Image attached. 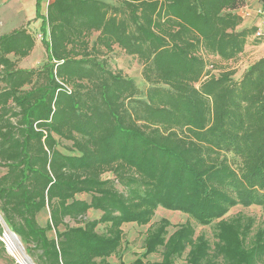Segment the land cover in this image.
<instances>
[{
  "label": "trees",
  "instance_id": "16d2710c",
  "mask_svg": "<svg viewBox=\"0 0 264 264\" xmlns=\"http://www.w3.org/2000/svg\"><path fill=\"white\" fill-rule=\"evenodd\" d=\"M114 1L49 3L38 68L18 65L32 34L0 35V236L7 226L34 264H108L121 226L148 224L160 205L201 225L216 220L225 264H264V230L247 246L250 224L223 218L236 205L264 213V56L238 80L207 64H238L256 45L254 27L237 30L245 0ZM114 46L141 64L144 92L107 67ZM89 210L99 217L86 219ZM168 226L161 219L146 235L144 255L163 248L152 264H173L187 246V264H214L189 220L169 236Z\"/></svg>",
  "mask_w": 264,
  "mask_h": 264
},
{
  "label": "rangeland",
  "instance_id": "374dc122",
  "mask_svg": "<svg viewBox=\"0 0 264 264\" xmlns=\"http://www.w3.org/2000/svg\"><path fill=\"white\" fill-rule=\"evenodd\" d=\"M108 2L114 3V0H107ZM247 8L251 10V18H242V23L240 27L244 28H256L260 26V20L254 17V11L261 7L262 2L260 0H246ZM96 34H93L91 40H94ZM39 39V38H38ZM252 53V54H251ZM264 54V49L261 48H252L250 47L246 54L241 59L242 62L235 63H220V61L214 58H207V64L210 72L214 75H218L222 71L232 70L234 75L232 78L238 80L245 66H248L250 63L261 57ZM102 59L105 60L107 67L113 72H121L124 76L130 77L133 79L135 85L141 90L149 86L141 77L142 66L138 62L137 58L134 56L126 55L118 47L114 46L111 52L106 53ZM45 62V57L43 51L39 53L36 51L33 55L26 61L22 63L24 67H33L36 68L38 65H42ZM212 65V66H211ZM70 146L69 142L61 141L58 145V149L65 153L69 154L68 150L65 148ZM227 157L231 160V164L234 168H237L236 164L238 162L237 158L232 157L231 154H228ZM3 170L0 169V173ZM106 176H110L107 174ZM78 198L87 199L86 195H81ZM100 215V213H89L86 216V219H93ZM237 216H241L245 224H250V229L246 234H243V239L247 246H251L254 243L256 238V233L258 231L264 230V213L261 208L256 205H251L249 207H242L236 205L228 210V212L223 216L224 219L230 221ZM161 219H165L169 222L167 227L168 235L172 234L179 225L183 224L186 220H189L194 227L193 240L198 236H203L208 243L207 250V260L213 262L214 264H225L224 258L222 255L218 254L214 248L217 238L215 236V223L216 220L208 225H201L192 220L185 213L180 211H173L163 208L162 206H157L154 210L153 216L148 224L139 226L136 223H125L121 226L123 233V239L120 249L105 261L108 264H131L136 259H140L144 264H152L154 262H160L162 257L163 248L159 247L155 253L144 255L145 252V239L146 235L156 229L159 225ZM97 231L99 233L104 231L103 226H98ZM4 234V233H3ZM0 241L3 243L6 248L4 236H0ZM190 247L187 246L179 257H177L173 264H187L186 258L189 252ZM10 259H16L14 256L9 254L6 250L5 253L0 255V264H8ZM32 261V260H31ZM33 262V261H32ZM264 263V261H263Z\"/></svg>",
  "mask_w": 264,
  "mask_h": 264
},
{
  "label": "crops",
  "instance_id": "0c3cea01",
  "mask_svg": "<svg viewBox=\"0 0 264 264\" xmlns=\"http://www.w3.org/2000/svg\"><path fill=\"white\" fill-rule=\"evenodd\" d=\"M52 1L53 0H50L49 3H51ZM104 1L108 2L107 0H104ZM245 3L246 5L244 7L236 11V13L240 15L242 18L245 17L244 11L247 8L246 0H245ZM48 4H46V2L43 0H0V35L9 33L15 29L25 28L30 34H32L35 37V40H36L35 46L31 54L21 59L18 62V65L21 68H25V69L33 68V67H24L22 63L28 60L33 55V53H35L36 51H38L39 53L43 51L44 57L46 58L45 46L43 45L42 40L38 39V37L39 35H41V25H42L43 19L46 17ZM251 17L252 15L246 18H251ZM240 25L237 27V30L244 29V27H240ZM46 40H48L47 36H46ZM92 41L93 40H91V42ZM261 49H264V48H261ZM263 56L264 54L261 55V57ZM259 58L260 57H258V59ZM220 63L224 64L226 62H220ZM38 67H40V65H38ZM246 67L247 66H245V68ZM79 199H82V198H79ZM90 212L100 213L98 211L89 210L87 213V216L89 215ZM48 220H49L48 209H43L38 214L37 221L40 226L44 227L47 224ZM63 230H64L63 226L59 227V231H63ZM48 235H49V238L55 237L54 232H50Z\"/></svg>",
  "mask_w": 264,
  "mask_h": 264
},
{
  "label": "built area",
  "instance_id": "2783aa9c",
  "mask_svg": "<svg viewBox=\"0 0 264 264\" xmlns=\"http://www.w3.org/2000/svg\"><path fill=\"white\" fill-rule=\"evenodd\" d=\"M43 1H45L46 4H48L50 0H43ZM260 2H262L261 7L257 8L254 11L255 17L260 20V26L255 28L252 35V41L256 44L253 48H264V0H260ZM250 15H251V10L246 8V10L244 11V16L249 17ZM38 38L42 40L43 36L39 35ZM241 62L242 60L240 61V63Z\"/></svg>",
  "mask_w": 264,
  "mask_h": 264
},
{
  "label": "bare ground",
  "instance_id": "6f19581e",
  "mask_svg": "<svg viewBox=\"0 0 264 264\" xmlns=\"http://www.w3.org/2000/svg\"><path fill=\"white\" fill-rule=\"evenodd\" d=\"M5 244L9 254L15 257L20 264H32L21 250L20 244L10 231L5 233Z\"/></svg>",
  "mask_w": 264,
  "mask_h": 264
},
{
  "label": "water",
  "instance_id": "95a60500",
  "mask_svg": "<svg viewBox=\"0 0 264 264\" xmlns=\"http://www.w3.org/2000/svg\"><path fill=\"white\" fill-rule=\"evenodd\" d=\"M6 231H10V230L7 228V226H5V231H4L3 236H5ZM10 232H11V231H10ZM11 233H12V235L15 237V239L18 241V243L20 244L21 250L23 251V253L25 254V256L29 259V261H30L32 264H34V263L31 261V259L27 256V254L25 253L24 248H23V246H22V244H21L20 239L17 237V235H16L15 233H13V232H11ZM5 250L7 251V248H5ZM7 252H8V251H7ZM16 263H17V264H20V263L17 262V261H16Z\"/></svg>",
  "mask_w": 264,
  "mask_h": 264
}]
</instances>
